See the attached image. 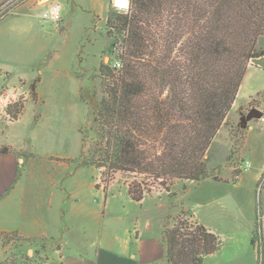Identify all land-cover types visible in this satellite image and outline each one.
I'll return each mask as SVG.
<instances>
[{
    "label": "trees",
    "instance_id": "16d2710c",
    "mask_svg": "<svg viewBox=\"0 0 264 264\" xmlns=\"http://www.w3.org/2000/svg\"><path fill=\"white\" fill-rule=\"evenodd\" d=\"M106 26L121 67H100L95 123L104 147L92 162L83 161L101 171L106 187L117 173L135 175L129 193L136 202L157 186L170 193L180 181L216 179L207 156L229 124L251 61L264 56L257 50L264 38V0H130L128 12H111ZM37 83L30 85L33 98ZM23 109L22 102L10 106V121ZM246 130L240 142L239 129L230 130V160H237ZM256 227L251 245L264 264L259 217ZM10 235L3 234V246ZM163 237L170 264H203L223 242L183 207Z\"/></svg>",
    "mask_w": 264,
    "mask_h": 264
},
{
    "label": "crops",
    "instance_id": "0c3cea01",
    "mask_svg": "<svg viewBox=\"0 0 264 264\" xmlns=\"http://www.w3.org/2000/svg\"><path fill=\"white\" fill-rule=\"evenodd\" d=\"M18 1L0 0V8L11 7L0 13L3 87L14 80L25 82L26 87L33 83L27 73L45 66L53 37L42 13L53 2L62 6L60 0H24L15 6ZM89 1L99 8L98 18L105 21V0ZM74 4L78 7L87 4V0H76ZM108 4H115V0H108ZM64 19L63 16L60 23ZM51 23L50 27H60ZM50 66L54 67L53 63ZM73 71L76 74L80 70ZM35 92L36 98L25 103L18 120L10 121L0 115V148L11 150L0 153V264L5 260L3 234L44 240L46 248L37 253L44 259L33 264H170L163 220L178 211L176 203L171 198L165 201L155 192L145 194L140 202L134 201L124 176H117L106 187L98 169L88 178L79 175L87 164L79 162L76 154L71 120L67 114L50 108L67 106L71 99L45 97L41 83ZM30 102L39 111L35 126L44 130L37 138L43 145L41 151L17 146L10 136L12 125L22 121ZM239 114L240 124L247 130L237 154L238 162L226 159L228 163L216 168V179L179 184L181 192L175 201L180 200L196 222L219 237L225 236L221 231L225 226L242 224L237 229L245 226L252 239L263 206L260 181L264 175V116L249 122L253 115L242 111ZM217 139L218 136L214 143Z\"/></svg>",
    "mask_w": 264,
    "mask_h": 264
},
{
    "label": "rangeland",
    "instance_id": "374dc122",
    "mask_svg": "<svg viewBox=\"0 0 264 264\" xmlns=\"http://www.w3.org/2000/svg\"><path fill=\"white\" fill-rule=\"evenodd\" d=\"M23 1L19 0L15 6ZM75 1L60 0L62 8H64L62 11V19L63 16L65 18L64 22L58 23L60 27L57 28L50 27L49 25L52 23L47 21V28L48 30L51 28L53 37L51 46L46 54L45 66L37 69L34 73H27V77L32 82L38 81V83H41V91L45 97H69L71 99L67 106L57 105L50 108L56 109L62 114H67L72 125V141L76 139V154L79 157V162H84L83 160H85L90 163L99 156L98 148L104 147L96 133L95 123L102 98L100 67L102 65L113 67L118 62V52L114 49L113 40L107 35L106 22L111 12L127 13L130 7V0H119V2L128 7L126 9H122L116 4H108V0H105V21L98 18L101 12L99 8L94 7L95 4L87 0V4H79L78 7H75ZM115 2H118V0H115ZM10 8L4 9L3 13ZM54 24L56 25V23ZM61 28L64 30L62 31ZM113 36L121 38V35L115 31H113ZM257 50L264 51V38L258 41ZM51 63L54 65L52 68H50ZM250 64L251 66L244 78L236 106L230 114L229 124L222 129L216 143H214L207 156L209 158L207 162L208 169L212 175L216 174V168H221L226 161L228 163V160H230V151L234 143L231 139L230 130L232 129L234 134L235 129H239L240 133L237 134L235 142H240L241 135L246 129L245 127H240L241 115L239 113L242 111V114L252 115V110H254L260 111L264 115V56L251 61ZM73 68H78L80 71L75 74L74 71L72 72ZM75 75L81 79H77ZM10 87H23L30 92V87H26L23 81L14 80L11 85H6L5 87L0 83L2 91ZM31 98L32 95L30 93L29 98L23 101L22 104L25 106V103ZM26 108L22 121L12 125L10 131L12 142L17 146H27L29 149L36 147L41 151L43 145L37 142V138L44 130L35 126L39 111L35 108L33 102H30ZM255 119L256 117L253 116L249 122H254ZM64 122L62 121L63 124ZM6 123L4 122V124ZM45 134L47 135V131ZM230 139L231 143L229 142ZM48 144H51L50 141H48ZM44 151L51 150L46 149ZM92 172H96V168L87 165L81 169L79 175L88 178ZM103 172H105V169ZM117 176H124L123 178L128 179L127 182L129 184L136 179L135 175L129 173H117L115 178ZM183 183L181 181L175 183L171 187L170 193L165 192L159 186L153 189V192L161 196L165 201L171 198L170 200L176 203L175 206L179 207L178 211L175 210L171 215L164 218V227L171 226L173 218L181 211V205L183 204L180 200L175 201V198L181 192V185L179 184ZM262 189L263 206L259 212V219L263 222L261 236L264 238V183ZM191 222L193 223V221ZM238 225L241 226L242 224ZM238 225H227L221 230L225 233V236L221 237L223 241L221 249L215 255L206 257L203 264H259L256 248L254 250L251 246V234L246 232L245 226L242 229H237ZM256 228L255 223L254 231ZM23 246L26 247L21 249ZM46 246L47 243L44 240L26 242V240L17 235H10L6 238L4 246L5 260L2 264H18L19 262L33 264L35 261H41L44 257H38L37 253L41 252ZM29 249H31L30 253H28Z\"/></svg>",
    "mask_w": 264,
    "mask_h": 264
},
{
    "label": "built area",
    "instance_id": "2783aa9c",
    "mask_svg": "<svg viewBox=\"0 0 264 264\" xmlns=\"http://www.w3.org/2000/svg\"><path fill=\"white\" fill-rule=\"evenodd\" d=\"M4 7L5 6L0 8V13L3 11ZM42 18L44 20H48L56 24L60 23L62 21V6L57 2H53L47 8V10L42 13ZM114 66H116L117 68H120L121 64L117 62ZM30 93H31V90L29 92L23 87H19V88L10 87L9 89L3 90V91L1 90L0 91V115L4 114L9 118V120H11L7 114L8 108L10 106H14L17 103L26 101L29 98ZM248 166H249V163H248ZM263 183H264V180H262L260 183L261 188H262Z\"/></svg>",
    "mask_w": 264,
    "mask_h": 264
},
{
    "label": "water",
    "instance_id": "95a60500",
    "mask_svg": "<svg viewBox=\"0 0 264 264\" xmlns=\"http://www.w3.org/2000/svg\"><path fill=\"white\" fill-rule=\"evenodd\" d=\"M252 115L256 118H261L263 116V114L260 111H254Z\"/></svg>",
    "mask_w": 264,
    "mask_h": 264
},
{
    "label": "bare ground",
    "instance_id": "6f19581e",
    "mask_svg": "<svg viewBox=\"0 0 264 264\" xmlns=\"http://www.w3.org/2000/svg\"><path fill=\"white\" fill-rule=\"evenodd\" d=\"M115 4L118 6V7H120V8H122V9H126V8H128L125 4H123V3H121V2H115Z\"/></svg>",
    "mask_w": 264,
    "mask_h": 264
},
{
    "label": "clouds",
    "instance_id": "9594fccd",
    "mask_svg": "<svg viewBox=\"0 0 264 264\" xmlns=\"http://www.w3.org/2000/svg\"><path fill=\"white\" fill-rule=\"evenodd\" d=\"M118 3H119V0H118Z\"/></svg>",
    "mask_w": 264,
    "mask_h": 264
}]
</instances>
